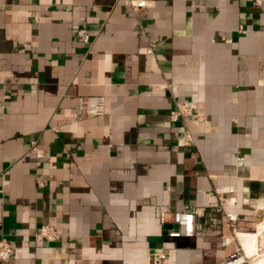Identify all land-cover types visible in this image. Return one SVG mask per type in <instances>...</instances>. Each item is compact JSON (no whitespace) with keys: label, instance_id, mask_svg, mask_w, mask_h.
Here are the masks:
<instances>
[{"label":"crops","instance_id":"crops-1","mask_svg":"<svg viewBox=\"0 0 264 264\" xmlns=\"http://www.w3.org/2000/svg\"><path fill=\"white\" fill-rule=\"evenodd\" d=\"M140 1L133 12L123 0H0V240L13 249L4 264L254 254L264 226V0ZM90 96L104 99V114L77 118V99ZM174 102L191 109L185 123L171 121ZM219 199L236 220L206 207L199 236L170 237L171 217L154 216L158 205ZM41 227L54 236L37 241Z\"/></svg>","mask_w":264,"mask_h":264},{"label":"built area","instance_id":"built-area-1","mask_svg":"<svg viewBox=\"0 0 264 264\" xmlns=\"http://www.w3.org/2000/svg\"><path fill=\"white\" fill-rule=\"evenodd\" d=\"M124 5L132 10L137 11L144 6L143 1L140 0H123ZM77 37L82 42L88 41V35L84 30L77 31ZM153 46L149 45L146 49V53L151 54ZM105 112L104 99L101 96H90L85 98H78L75 105V115L77 118L81 117H98L102 116ZM192 111L189 107L185 106L180 102H174V107L170 112V119L173 122L182 120L185 123V118L191 117ZM37 157H41L40 152L36 147L31 148ZM224 201L219 199L218 202L205 205L202 207H191L183 209L182 211L171 212L169 207L166 205H158L154 209L155 219L164 224L166 217L170 216L172 223L176 226L175 229L168 232L170 237H194L202 234L203 230L201 225L195 220L196 216L203 211L206 207H213L222 213V207ZM223 219L228 222H234L236 215L229 213H222ZM54 236V233L49 227H41L35 239L37 241L43 238ZM256 240L259 243L256 245L253 255H246L241 250H236L225 257L222 261L217 264H255V261L264 256V226L257 227L255 232ZM13 257V249L5 240H0V264L8 262ZM158 259L163 261L165 259L164 254H159Z\"/></svg>","mask_w":264,"mask_h":264},{"label":"bare ground","instance_id":"bare-ground-1","mask_svg":"<svg viewBox=\"0 0 264 264\" xmlns=\"http://www.w3.org/2000/svg\"><path fill=\"white\" fill-rule=\"evenodd\" d=\"M255 264H264V256L257 261H255Z\"/></svg>","mask_w":264,"mask_h":264},{"label":"water","instance_id":"water-1","mask_svg":"<svg viewBox=\"0 0 264 264\" xmlns=\"http://www.w3.org/2000/svg\"><path fill=\"white\" fill-rule=\"evenodd\" d=\"M175 228H176V226L174 225V226H173V229H175Z\"/></svg>","mask_w":264,"mask_h":264}]
</instances>
